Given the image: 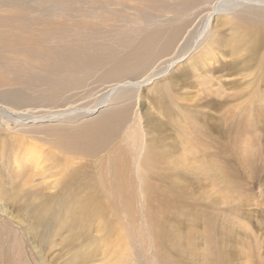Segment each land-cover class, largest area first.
Instances as JSON below:
<instances>
[{"label":"rangeland","instance_id":"374dc122","mask_svg":"<svg viewBox=\"0 0 264 264\" xmlns=\"http://www.w3.org/2000/svg\"><path fill=\"white\" fill-rule=\"evenodd\" d=\"M212 1L184 14L180 0H0V32L32 50L72 36L84 42L95 30L100 37L149 24L171 31L191 18L186 37L197 36ZM230 19L219 29L226 38ZM21 50L8 52L11 60L35 64ZM217 55L206 72L189 71L179 102L186 108L164 123L163 159L144 162L139 173L137 147L146 117L153 116L148 111L156 113L147 99L150 87L139 92L141 124L133 110L121 126L105 121L114 133L91 151L83 148L99 141L90 124L98 116L84 118L85 110L106 92L96 75L88 74L77 97L68 93L17 111L27 112L26 123L33 117L46 122L22 126L0 116V264H264V82L252 68L251 77L232 87L228 82L238 78L218 71L219 60L232 58ZM184 70L179 64L167 77ZM212 98L222 107L202 110ZM199 111L206 112L204 138L188 114ZM223 123L228 130L220 135Z\"/></svg>","mask_w":264,"mask_h":264},{"label":"bare ground","instance_id":"6f19581e","mask_svg":"<svg viewBox=\"0 0 264 264\" xmlns=\"http://www.w3.org/2000/svg\"><path fill=\"white\" fill-rule=\"evenodd\" d=\"M208 1L180 0L178 12L185 14L184 11L189 9L198 10ZM250 11H257L258 16L254 17ZM191 13L192 11L189 14ZM227 17L231 19L227 23L230 35L226 38L219 29ZM215 20L216 23L213 24ZM145 22L148 24L149 20ZM241 22L252 23L253 29L242 27ZM191 24V18H189L183 27L171 31H164L158 26L151 27L150 24L145 25L143 30L134 29L129 32L115 30L109 33L110 35H106L109 38L104 36L108 41H105L103 36H101L103 38L99 36L103 32L95 30L97 35L91 31L93 35H89L84 42L75 41L76 36H72L69 40L61 38L52 44H42L38 49L32 48V50H25L26 48L18 46L15 40H6L4 34L0 32V116L24 123L19 124L22 126L28 123L46 122L47 117H33L32 122L26 123L29 119L25 117L28 115L27 112L17 111L21 108L40 105V103L50 105L55 98L68 93H73L72 97H77L87 86L88 74L96 75L97 81L104 86L103 90L106 92L101 98L95 99L93 105L85 110L84 118L98 116L90 124H94L96 128L94 136L99 137V141L83 148L91 151L102 147L114 133V127L107 126L105 121L111 119L121 126L120 124L124 122L128 113L133 110L135 121L138 125L141 124L144 113L140 112L142 106L139 92L143 88L150 87L147 99L156 110V116L154 111H148L149 114L153 113V116L146 117L147 129L143 131L144 136L142 135L141 143L137 147L139 157L135 167L139 173L144 162L163 159L160 153L163 150L160 148L164 146L165 124L168 118L170 120L173 115L179 114L183 108H186L179 102L183 98L180 91L189 85L188 75H192L189 71L191 73H199L201 70L206 72L204 70L206 62L218 56L217 51H219L232 59L219 60L218 71H225L230 77L238 78L229 81V85L236 87L240 81L243 83L252 76V68L256 69L255 80L264 82V27L256 25L264 24V0H213L207 9L197 36L188 34L186 37V30L191 27ZM162 35H166L163 41H161ZM67 37L70 38V35ZM228 43L232 45L228 47ZM18 49L27 51L28 58H33L35 64L29 65L23 60L24 63L11 60L12 57L8 52ZM195 51L197 57L193 58L190 55ZM254 62L257 64L252 67ZM179 64H183L188 70L177 74V78L167 77L170 70ZM80 68L81 70L87 69L80 71ZM181 75L187 79H181ZM96 89L94 87L92 91ZM133 93H136L135 100L132 97ZM89 94L85 93L87 97L90 96ZM222 104L223 102L215 98L206 99L201 103V108L203 110L204 108L222 107ZM110 105H114V109L105 111ZM199 112L188 114L192 122L195 123V119L200 122V133L204 138L208 135L205 130L203 131L205 120L202 113L206 112ZM251 112L249 108L245 113L250 114ZM63 115L61 114L60 117ZM156 117L161 122H158ZM98 119L101 120L97 121ZM50 121L56 122L54 119ZM216 130L223 135L228 129L223 123L220 130L218 128ZM89 135L91 133L87 132L85 137ZM91 199L92 196L88 193L85 197L86 202L89 203ZM0 213H3L1 204Z\"/></svg>","mask_w":264,"mask_h":264}]
</instances>
